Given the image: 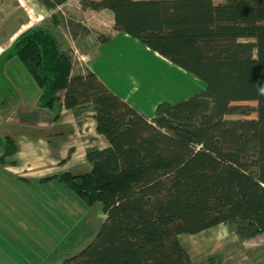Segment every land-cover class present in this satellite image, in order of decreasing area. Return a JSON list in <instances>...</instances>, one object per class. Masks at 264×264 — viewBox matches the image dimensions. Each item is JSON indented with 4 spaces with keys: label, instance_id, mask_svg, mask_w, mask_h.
Returning a JSON list of instances; mask_svg holds the SVG:
<instances>
[{
    "label": "trees",
    "instance_id": "1",
    "mask_svg": "<svg viewBox=\"0 0 264 264\" xmlns=\"http://www.w3.org/2000/svg\"><path fill=\"white\" fill-rule=\"evenodd\" d=\"M38 1L53 11L68 0ZM80 5L109 10L115 30L205 86L176 103L157 104L149 118L91 70L73 73L44 25L21 32L5 49L41 89L40 106L61 102L75 115L90 108L108 143L86 150L89 171L42 179L55 178L86 203H101L105 216L94 239L58 264H194L180 234L223 224L240 240L264 235V0ZM241 103L255 104V117L226 118L247 114ZM15 152L14 140L5 137L0 161Z\"/></svg>",
    "mask_w": 264,
    "mask_h": 264
},
{
    "label": "rangeland",
    "instance_id": "2",
    "mask_svg": "<svg viewBox=\"0 0 264 264\" xmlns=\"http://www.w3.org/2000/svg\"><path fill=\"white\" fill-rule=\"evenodd\" d=\"M7 1L0 0V29L1 26H9L13 16H10L8 7L13 6L16 10L13 14L19 17L26 9L29 18L22 32L40 25L51 29L68 55L73 73L89 70L80 52L85 47L91 46L90 51L94 49L102 38L110 36L113 28L109 10L94 13L98 11L82 8L80 0H68L53 11L47 10L42 17L37 10L42 12L44 6L38 0H28L27 3L25 0ZM51 14L55 15V21ZM147 50L120 43L111 51L101 50L103 58L98 60L105 85L146 117H153L157 104L161 102L176 103L204 89L205 84L200 78L190 73H176L152 50ZM119 51L120 59H117ZM10 55L5 51L0 58L7 62ZM1 60L0 79L4 80L3 76L11 73L2 68ZM17 62L23 67L19 60ZM12 91L10 84L6 91L4 89L5 104L14 96ZM241 106L240 109L247 114L236 112L226 118L255 117V104L241 103ZM37 108L52 113L54 117L58 105L42 107L38 101ZM82 112L88 119L89 115L85 113L88 110L83 109ZM1 165H4L2 161ZM18 172L13 174H24L23 171ZM45 181L50 182L26 183L0 170V264H54L77 253L94 239L103 221L100 219L103 215L101 203H86L55 178ZM179 237L191 249V258L196 264H264L263 234L240 240L229 227L218 224L201 233L180 234Z\"/></svg>",
    "mask_w": 264,
    "mask_h": 264
},
{
    "label": "crops",
    "instance_id": "3",
    "mask_svg": "<svg viewBox=\"0 0 264 264\" xmlns=\"http://www.w3.org/2000/svg\"><path fill=\"white\" fill-rule=\"evenodd\" d=\"M7 2L16 3V0H8ZM25 2L27 3L28 0ZM7 9L10 16L13 15L12 18H14L10 17L9 26H1L0 57L4 55L5 49L22 32V29L27 26L26 22L29 18L26 9L20 17L13 14L16 11L13 6ZM41 9L42 12L37 10L39 17L45 15L47 11L45 7ZM1 13L3 14V11ZM120 43H130V46H135L138 49L144 47L145 51L148 52V47L138 39L114 28L111 29L109 40L100 42L91 51L89 50L90 46L89 48L85 47L80 52L87 62L89 70L94 72L104 84H106V80L99 71L100 61H98L103 58L101 50L111 51L113 47L120 46ZM154 55H158L159 59L166 63L170 69H175L176 73H188L158 53L154 52ZM15 59L10 57L5 62L0 58L2 68L11 73L7 77L3 76L4 80L0 79V156L2 155L5 137H10L16 144V152L11 156L4 157L2 160L4 165L0 166V170L32 184L50 182L51 180L44 182L42 179L57 176L63 172L80 174L89 171L91 166L86 158V150L88 148L102 149L108 145L106 139L96 132L93 111L86 108L88 112L85 113L89 115L87 119L83 115V109H80L78 115H75L71 109L63 107L61 102L57 103V117L55 115L53 117L52 113L45 112L41 108L38 109L40 89ZM117 59H120V51L117 54ZM89 62H91L90 65ZM103 74H107L106 71H103ZM9 84L14 96H11L5 104L7 97L4 94V89L6 91ZM115 94L120 96L117 92ZM164 102L171 103L168 100ZM12 168L16 170H9ZM18 171H23L24 174H13L14 172L19 173ZM104 217L103 214L100 219L104 220ZM179 240L191 258V249L189 250L183 244L180 237ZM60 261L58 260L54 264H58ZM193 263L196 264L194 261Z\"/></svg>",
    "mask_w": 264,
    "mask_h": 264
}]
</instances>
